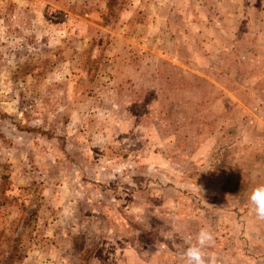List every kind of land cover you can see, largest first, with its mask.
Here are the masks:
<instances>
[{
  "label": "rangeland",
  "instance_id": "374dc122",
  "mask_svg": "<svg viewBox=\"0 0 264 264\" xmlns=\"http://www.w3.org/2000/svg\"><path fill=\"white\" fill-rule=\"evenodd\" d=\"M0 0V264H264V0Z\"/></svg>",
  "mask_w": 264,
  "mask_h": 264
},
{
  "label": "clouds",
  "instance_id": "9594fccd",
  "mask_svg": "<svg viewBox=\"0 0 264 264\" xmlns=\"http://www.w3.org/2000/svg\"><path fill=\"white\" fill-rule=\"evenodd\" d=\"M249 201L256 218L264 221V185L253 188ZM214 246V233L207 228H201L195 236V243H190L183 253L185 264H215L214 256L206 251Z\"/></svg>",
  "mask_w": 264,
  "mask_h": 264
},
{
  "label": "trees",
  "instance_id": "16d2710c",
  "mask_svg": "<svg viewBox=\"0 0 264 264\" xmlns=\"http://www.w3.org/2000/svg\"><path fill=\"white\" fill-rule=\"evenodd\" d=\"M113 3L114 0H106V7L108 8V10H110V12L108 13L109 16L111 14V10L113 9Z\"/></svg>",
  "mask_w": 264,
  "mask_h": 264
}]
</instances>
